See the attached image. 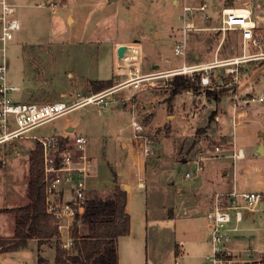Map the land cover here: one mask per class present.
Returning a JSON list of instances; mask_svg holds the SVG:
<instances>
[{"label": "rangeland", "instance_id": "374dc122", "mask_svg": "<svg viewBox=\"0 0 264 264\" xmlns=\"http://www.w3.org/2000/svg\"><path fill=\"white\" fill-rule=\"evenodd\" d=\"M15 1L18 5L17 19L22 25V30L16 32L15 38L7 44L5 59L8 82L19 87V91L13 94L19 102L29 101L27 90L30 88L35 89L33 95L38 93L39 99L49 101L62 99L69 102L70 96L73 95L79 100L81 97L77 96V91L82 87L83 80L92 79L98 74L101 76L100 72L111 77L114 71L111 47L107 44L102 45L103 47L99 48V55L97 53L101 42L110 40L116 44L121 41L137 43V40H147L152 43L158 39V33L163 37L162 34L164 35L170 26L179 27L185 24L182 4L174 10L171 0L168 1V6L162 4L164 0H55L54 3L57 4L55 10L46 3V0ZM186 1L192 7H198L201 1L207 2L212 20L215 22L221 20L223 0ZM243 2H248L252 6L253 18L264 34V0H237L235 6L242 5ZM201 15H204V12L198 10L187 12L185 20L194 21ZM240 34L239 30L226 32V43L229 41L231 46L234 45L235 56L243 54L244 44L240 40ZM218 40L217 35H211L206 39L209 44H215ZM87 41L92 42L93 47L89 46ZM175 45L169 44L167 50L173 53ZM254 51H256L254 46L247 47V52ZM145 57L146 61L150 60L147 50ZM259 62L252 63L253 66L258 63L255 74L262 72L264 75V61ZM79 70L82 80L77 81L75 77L71 79L70 74ZM242 71L243 68L240 69L241 73ZM174 76L176 75H171L167 82L158 80L155 87L150 84L152 81H149V84L142 83L141 89L161 96L165 94L170 96L168 84ZM114 81L120 84L119 80ZM92 82L88 81L90 88ZM221 82L225 84L226 80L222 79ZM134 86L128 89L133 92ZM148 86L156 90H150ZM132 94L130 100L134 96V93ZM195 95L197 94L193 96ZM238 97L236 101L242 102L249 96ZM109 98L103 102H107ZM134 98L138 103L137 118L145 127L141 134L153 140L154 151L147 156L152 160L145 180L147 188L140 189L134 186V191L130 193L129 212L134 233L118 241L119 264H175L177 248L185 250L191 257L186 263H195L197 262L195 256L201 252L200 246L203 245L208 250L211 247L207 237L210 223L206 216L211 207L210 204L207 205L210 195L203 190L202 177L206 170L210 174H216V167L224 164L226 166L223 169L229 172L227 179L233 178V160L213 156H216V147L234 148V142L217 138L215 133L207 135L212 130H209L211 128L209 116L214 109H207L204 100L193 102L194 106L191 109L193 111L196 109L199 122L192 134L172 139L171 128L167 124L159 127L160 129L153 134L152 129H147L152 118L151 111L146 107L145 101L137 100L136 95ZM223 104L227 106L228 102L223 101ZM254 105L257 106L258 103L255 102ZM244 106L246 105L243 102V105L238 107ZM121 116L117 117L111 106L93 103L29 131L27 135L32 137L15 139L0 146V238H14L16 214L11 210L29 203L30 152L37 144L36 138L61 133L66 126V119L81 124L84 128L83 133L88 138V154L94 159V174L87 177V182L91 179L94 187L111 186L113 177L117 178L112 168L118 174L125 173V170L131 167L132 156H137L143 150V142L133 141L132 129L128 126L130 114L122 113ZM259 123L260 121H256L247 125L249 126L247 128H241L240 139L251 145L256 144L255 139L260 137L256 131ZM121 128L123 129L121 135L129 139V150L123 149L121 142L114 137V131ZM200 129L205 131H198ZM247 153H245L247 159L251 158L252 156ZM200 155L210 157L205 160L204 174L191 180L186 179V173L195 169L194 162ZM253 155L258 161L263 160L259 153ZM260 165L264 168L263 164ZM262 179L264 180V171H261V175H258L255 181ZM247 188L251 191L259 190L253 186ZM207 189L211 193L223 190L216 182L211 183ZM92 190L99 191L102 196L109 192L108 189H90L88 193L90 194ZM260 208L264 210V201ZM261 212L256 214L257 220L259 217L263 221L257 222L258 227H264V211ZM79 233L83 236L90 233L82 222H79ZM232 236L234 237L230 245L242 248L237 255L233 251L236 257L251 261L264 256V230L241 231ZM239 236L242 237L237 238ZM39 256L44 258L46 264H54L55 241L47 242L41 247L37 241H30L26 249L0 253V264H40ZM263 261L264 257L261 262ZM250 264H253L252 261Z\"/></svg>", "mask_w": 264, "mask_h": 264}, {"label": "crops", "instance_id": "0c3cea01", "mask_svg": "<svg viewBox=\"0 0 264 264\" xmlns=\"http://www.w3.org/2000/svg\"><path fill=\"white\" fill-rule=\"evenodd\" d=\"M46 3L55 2V0H46ZM169 0H164L162 4L164 6H168ZM9 3L16 6L17 9V3L15 0H8ZM58 3V2H57ZM172 6L175 10L177 6L186 3V0H171ZM237 1L235 2V5ZM245 3V2H243ZM247 3V2H246ZM206 4L207 8L204 11V15H201L197 18V20H194L195 22V29L190 30L186 33H184L185 24L183 23L179 27L170 26L168 30H166L165 34L161 37V33L159 35L158 33V39L154 42H148L147 40H137V43H129L128 41H121L119 43L113 44L110 40H105L101 42V44L98 45V55H99V48L103 47L102 45H109L111 47V58L114 64V71L112 72L111 77L106 75L101 76L98 74L97 76H94V78H87L83 80L82 87L77 91V96L81 97L79 100L75 99L73 95H71V101L66 102L60 99L59 101H54L51 99H39L38 93L33 95L35 89L30 88L28 89L29 95H27L28 102L30 103H37V104H49V103H55V102H61L65 103L67 105H72L75 103H80L75 109L80 107H85L91 104L84 105L82 104V100H84L86 97L91 96L90 94H100L102 93L104 96V99L109 100L107 101L108 106L112 108V111H114L115 115L117 117H122V113H129L130 117L128 120V126L131 127L132 133L134 136V142H143V150L141 153L137 156H132L131 158V167L126 169L125 173H117L114 168V173L117 174V178L113 177V182L111 183V186H100V187H94L93 182L90 179L89 182H87L88 187L90 189H108L112 190L117 186H121L124 188L125 185L129 186L128 193V200H127V207L126 210L129 212V200H130V193L134 191V186L137 188H147L146 184V177H147V169L150 164H152V160L150 157H147L144 153L145 148V136L142 134H137L133 127H132V117L133 115H136V109H137V102H135L134 96L136 95L137 100L145 101L146 107L151 111L152 118L150 119V124L148 125L147 129H152V134L155 131H158L163 125H169L171 128V135L172 139L177 137H182L183 135H189L192 134L194 131V128L196 125H198L199 119L197 120L198 113H196V109L193 111L191 108L194 106L193 102L195 100L205 101L207 104V109H214L219 110L217 113V116L215 117V120L213 123H211V128H209V131L207 135H210V133H215L217 138H221L223 140H232L234 142V145L238 148L244 149L245 153L248 152L251 158L247 159V156L243 160H239L237 162H232V179H227V176L229 174L228 171L224 170L223 168L226 166L224 164H220L216 167V174H210L209 171L206 170L204 176L202 177V186L203 190L208 193L209 195V201L207 202V205L212 202V196L215 193L208 192L207 187L211 183L217 184L218 187H222L223 190H230L233 188V186L236 184L240 188L244 187H256L257 191L264 190V180H259L258 182L255 181L256 178H258V175H261V171H264V168L261 167L260 163L264 165V157L261 156V159L258 161L257 158L253 154L258 153V147L261 143H264V102H260L258 100L259 97L264 95V75L263 73H256L255 70L257 69L258 63H255L256 65L253 66L252 63L256 61H264L262 58H256V59H250L249 61L242 62L238 65L232 63L231 61L236 58L243 57L244 55H252L257 54L259 52L258 49L256 51L250 53L247 52V47L252 46L250 43H244L242 40L241 34H240V40L242 41V44H244L243 54L240 56L234 55V45L230 44L228 41L226 43V32L223 33L220 31V27L222 25V18L223 13L222 11L226 8L225 7V0L222 2V10H221V20L220 21H213L212 17L209 16V4L207 2L201 1L200 5ZM189 5V4H187ZM199 5V6H200ZM234 5V6H235ZM40 6V4L38 5ZM190 6V5H189ZM232 6V7H234ZM229 8V7H227ZM17 11V10H16ZM209 12V13H208ZM18 15V11L16 12V18ZM206 16L208 19H206ZM20 22V21H19ZM21 25V24H20ZM22 30V25L21 29ZM211 35H217L218 41L215 44H209L206 39L207 37ZM187 40V50L185 55H179L175 53V48L177 44L184 38ZM203 39V40H202ZM90 41V40H89ZM87 41L86 43L93 47L92 42ZM82 43V42H80ZM175 43L173 53L169 52L167 48H169V44ZM121 45H127L132 48L131 51L127 52L124 57H119L117 54V48ZM133 45L140 47V61L139 62H132L129 65V73L127 75H121L118 72V63L119 59L122 58H130V55L133 51ZM107 51V46H105ZM146 50L149 53L150 60L146 61L145 53ZM129 56V57H128ZM99 58V57H98ZM251 64H248V63ZM259 62V63H260ZM136 66L140 67V79L138 80L139 86L135 87L132 82H128V80L133 77L134 70ZM192 67V66H202L203 69L205 67H209L206 70L201 71L200 73L204 75H209L210 78V85L205 86V89L209 90H215L219 89L221 87L231 88V92L225 96L222 101L219 104H216L213 99H209L206 97L205 93H201L199 95H194L192 92H182L178 94L176 97L171 100V102L168 101L169 96L165 94L164 96H161L157 93H150L149 90L141 89V84H149V81H152V87H155L154 85L157 84L158 80H165L168 81L169 77H171V72L177 69H180L182 67ZM133 67V68H132ZM243 68L242 73L240 72V69ZM234 69V73H230V70ZM241 73V75H240ZM144 76L142 77L141 76ZM144 74V75H143ZM224 75V76H223ZM223 76V77H222ZM71 79L74 77L77 81L82 80V75L79 71H74L70 74ZM73 77V78H72ZM79 79V80H78ZM225 79L226 83L222 84L221 80ZM108 81V80H119L120 84L118 85L117 82H115V86L107 89L102 92H95L93 91V87L91 85V88L89 86L88 81ZM122 81V83H121ZM127 81V82H126ZM76 85V84H75ZM15 86V85H14ZM131 86H134L135 89L133 92L130 88ZM17 87V86H16ZM150 86H148V89ZM19 88V87H18ZM150 90H156L150 89ZM134 93V96L130 100V96H132ZM136 93V94H135ZM152 94V95H151ZM249 96L245 101L238 102L236 99H238V96ZM39 97V98H38ZM69 97V98H70ZM192 97L193 99H191ZM251 99H254L252 101ZM224 102H228L227 106H224ZM243 102L246 106L239 108L243 105ZM258 103V105H254V103ZM106 107V106H105ZM74 109V110H75ZM74 110H72L70 113H72ZM213 110V111H214ZM241 112L246 115L245 119L241 121V123L237 126L234 125V119L236 115ZM69 113V114H70ZM133 113V114H132ZM68 115V114H67ZM195 115V116H194ZM66 116V115H65ZM195 117V118H194ZM210 117V116H209ZM61 118V117H60ZM191 119V120H190ZM256 121H260L259 128L256 129V131L260 134V137H257L256 144L251 145L250 143H245L242 139L239 137V130L241 128H247L251 123H254ZM84 128L81 124L76 123L75 121H72L70 119H66V126L64 130L53 136H59V135H69V136H85V138L88 141V138L86 135H84ZM123 129L121 128L119 131H114V137L116 140L121 142L123 149L129 150V139L123 135ZM27 139V138H24ZM37 145V144H36ZM36 147V146H35ZM33 150V149H32ZM31 150V151H32ZM89 152V148L87 147V153ZM247 153V154H248ZM92 157V156H91ZM93 158V157H92ZM94 160V159H93ZM30 169V168H29ZM257 171V172H256ZM213 172V171H212ZM94 174V168L92 169L91 174L89 177H92ZM232 182V183H231ZM141 185V186H140ZM222 185V186H220ZM244 186V187H243ZM211 208V207H210ZM209 208V209H210ZM261 211H264L262 208L258 212L254 213H246L245 219L243 221L242 228L244 229L242 232H257L260 230H264V227H258L257 222L262 223V219L258 217V220L256 218L257 213H262ZM185 214L187 211H184ZM251 216H250V215ZM174 216H176L174 214ZM173 216V217H174ZM210 231V229H209ZM209 231H208V240L210 243V237H209ZM134 233L133 225L131 222V233L130 237ZM244 236V235H243ZM234 237V236H233ZM232 237V239H233ZM242 236H239L237 238H240ZM125 238V237H123ZM231 239V241H232ZM235 239V238H234ZM211 246V245H210ZM231 246V245H230ZM232 250L237 253L241 252L242 248L241 246H231ZM201 252L200 254H197L195 258L197 259V262L192 264H200L203 263L205 257L211 252L210 250L205 249L202 246H200ZM185 257V258H184ZM264 256H261L257 259H252L253 264H264L263 260ZM191 257L188 253H186L185 250H181L180 248H177L176 252V258H175V264H190L186 263L187 260H189ZM119 259H120V253H119ZM237 261L235 264H250V259H240L236 257Z\"/></svg>", "mask_w": 264, "mask_h": 264}, {"label": "built area", "instance_id": "2783aa9c", "mask_svg": "<svg viewBox=\"0 0 264 264\" xmlns=\"http://www.w3.org/2000/svg\"><path fill=\"white\" fill-rule=\"evenodd\" d=\"M49 5L53 10L57 7L54 2H50ZM206 8V4L198 7L183 4L185 35L188 31L195 29L193 20H185L186 13L195 10L204 12ZM16 10V6L9 3L8 0H0V43L2 44L0 48L2 54L0 56V146L15 139L32 137L27 135L29 131L69 114L80 104L67 105L61 102L37 104L19 102L14 98L13 94L19 91V88L8 82L5 52L7 44L15 38L16 32L21 29L20 22L16 18ZM222 13L220 31L225 33L239 30L244 43H250L259 50L257 54L244 55L231 62L238 65L250 59H264V34L260 31V25L253 18L252 6L245 2L242 5L225 8ZM206 19H208L207 16ZM186 50L187 40L184 36L177 44L175 53L185 55ZM208 68L184 66L170 74L195 76V73H200ZM134 73L135 78L131 77L128 82H132L137 87V82L140 79L139 66H136ZM230 73H234V69H231ZM201 85L203 87L210 85L209 75H201ZM104 96L102 93L95 94L86 97L81 103L107 106L108 103L103 102ZM251 100L254 101V99ZM258 100L264 102V95ZM245 117V114L239 112L234 119V125H239ZM132 127L137 134H141L145 128L136 115L132 117ZM36 142L42 148L46 210L57 227L60 247L72 251L75 245L74 224L85 213L90 191L87 177L93 169V158L87 153L88 141L80 135H59L39 137L36 138ZM153 147V140L145 138L144 153L146 156L153 153ZM215 152L216 156L213 157H227L234 162L246 157L244 149L236 146L234 148L216 147ZM209 158L200 155L194 162L195 169L186 173V179L191 180L202 176L205 172V160ZM263 201L264 193L262 191H251L246 187L240 188L236 184L230 190H219L213 194L211 208L206 215L210 223L211 252L205 257L203 264L236 263V255L230 248L232 234L244 230L241 224L245 219V214L260 211Z\"/></svg>", "mask_w": 264, "mask_h": 264}, {"label": "trees", "instance_id": "16d2710c", "mask_svg": "<svg viewBox=\"0 0 264 264\" xmlns=\"http://www.w3.org/2000/svg\"><path fill=\"white\" fill-rule=\"evenodd\" d=\"M237 0H225V7H232ZM202 73L194 77L176 75L169 81L171 102L178 94L188 91L194 94L205 93L206 97L219 104L231 92V88L205 89L201 85ZM114 80L93 81L95 92H102L115 86ZM218 111L211 112L209 124L213 123ZM200 132L205 129L198 130ZM28 182L29 203L11 210L16 214L14 238H0V253L16 252L28 248L30 241L39 246L55 241L56 256L54 264H119L118 241L131 233V216L127 212L128 193L117 186L102 196L92 190L87 198L85 213L74 224L75 245L72 251L60 247L57 227L46 210V194L43 173L42 148L40 145L30 152V174ZM79 222L85 224L90 233H79ZM40 264H46L39 256Z\"/></svg>", "mask_w": 264, "mask_h": 264}, {"label": "bare ground", "instance_id": "6f19581e", "mask_svg": "<svg viewBox=\"0 0 264 264\" xmlns=\"http://www.w3.org/2000/svg\"><path fill=\"white\" fill-rule=\"evenodd\" d=\"M133 51L130 55V58L127 59L126 57L125 58H122V59H119V63L117 64L118 65V72L119 74L121 75H127L129 73V69H128V65H130V63L132 64V62H139L140 61V47L138 46H135L133 45ZM129 57V56H128Z\"/></svg>", "mask_w": 264, "mask_h": 264}, {"label": "water", "instance_id": "95a60500", "mask_svg": "<svg viewBox=\"0 0 264 264\" xmlns=\"http://www.w3.org/2000/svg\"><path fill=\"white\" fill-rule=\"evenodd\" d=\"M131 50H132V48L129 46L121 45L117 48V54L119 57H124L126 55V53L131 51ZM258 153H259V155L264 156V143H261L260 146L258 147ZM124 190L128 191L129 186L125 185Z\"/></svg>", "mask_w": 264, "mask_h": 264}]
</instances>
